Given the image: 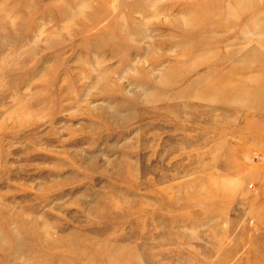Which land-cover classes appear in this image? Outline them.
I'll list each match as a JSON object with an SVG mask.
<instances>
[{
    "label": "rangeland",
    "instance_id": "rangeland-1",
    "mask_svg": "<svg viewBox=\"0 0 264 264\" xmlns=\"http://www.w3.org/2000/svg\"><path fill=\"white\" fill-rule=\"evenodd\" d=\"M0 264H264V0H0Z\"/></svg>",
    "mask_w": 264,
    "mask_h": 264
}]
</instances>
